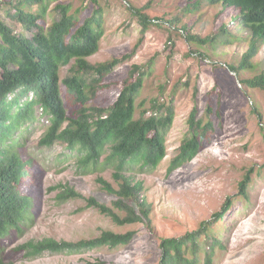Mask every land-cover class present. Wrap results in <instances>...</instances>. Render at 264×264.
I'll return each instance as SVG.
<instances>
[{"label": "rangeland", "instance_id": "374dc122", "mask_svg": "<svg viewBox=\"0 0 264 264\" xmlns=\"http://www.w3.org/2000/svg\"><path fill=\"white\" fill-rule=\"evenodd\" d=\"M98 1L106 10L105 35L99 51L88 61L99 65L126 60L97 87L93 106L111 107L123 87L133 81L135 67H141L147 77L137 100L136 118L142 111H150L154 100L165 106L160 114L164 115L168 107L174 112L166 138V158L156 168L126 173L142 182L141 198L152 208V223L120 226L92 207L90 199L125 217L115 207L118 197L109 193L103 183L119 190L120 184L114 178L116 170L100 166L85 172L71 160L57 161L65 146H54L51 151L40 149L38 144L49 122L46 117L40 118L43 112L39 110L36 121L21 136L25 138V157L34 162L18 190L32 199L33 209L22 232L13 231L0 238V264H160L163 239L198 231L203 223L222 212L229 198L230 210L211 230L223 244V248H215L214 264H264V91L240 83L264 73V45L252 60L254 69L238 77L229 68L240 65L255 28L246 23L240 26L235 10L203 0ZM195 3L198 5L192 9ZM60 4L71 5V13L91 14L94 7L89 0H54L46 17L49 26L60 20L56 9ZM129 5L141 9L153 22L146 33L139 19L129 12ZM183 29L200 39H218L213 45L201 46L190 42ZM74 65L72 60L61 69L62 80L72 74ZM63 96L69 115L78 114L81 104L76 95L63 89ZM210 100L220 114L213 115V127L200 131L198 155L170 170L190 135L192 112L197 110L198 119H202ZM247 176L251 184L248 198H244L240 187ZM66 190H74L80 198L63 199ZM107 232H134L135 237L129 245L114 250L104 247L28 257L22 249L30 241L51 238L75 244L99 239ZM204 240L203 251L209 250ZM201 261L203 264L204 252Z\"/></svg>", "mask_w": 264, "mask_h": 264}, {"label": "trees", "instance_id": "16d2710c", "mask_svg": "<svg viewBox=\"0 0 264 264\" xmlns=\"http://www.w3.org/2000/svg\"><path fill=\"white\" fill-rule=\"evenodd\" d=\"M53 1L10 0L3 3L0 0V238L13 231L22 232L23 224L33 209L32 199L18 190L34 162L25 157V138L21 136L36 121L39 110L43 112L40 118L46 117L49 122L39 141L40 149L51 151L54 146H65V152L58 155L57 161L71 160L85 172L100 166L116 170L114 178L120 184L119 190L103 183L109 193L118 197L115 207L124 212L125 217L121 218L94 199L89 200L90 205L120 226L145 221L151 225L152 208L141 198L142 182H136L135 177L126 173L156 168L166 158V138L174 120L173 109L168 107L164 115L160 114L165 106L154 100L150 111L146 109L136 118L137 100L147 77L146 70L141 67H135L131 76L133 81L123 87L111 107L93 106L97 87L126 58L99 65L88 61L99 51L105 35L106 10L98 0H89L94 5L91 14L82 11L71 13V5H57L60 20L49 26L46 17ZM203 1L235 10L238 13L235 20L240 26L245 27L246 23L248 27L255 28L250 37V48L240 65L229 67L238 77L243 71L254 69L252 60L264 45V0ZM197 5L195 3L192 9ZM128 9L139 19L142 32L146 33L153 22L141 9L132 5ZM183 33L190 42L201 46L213 45L218 39L217 36L200 39L187 33L186 29ZM72 60H75L72 74L62 80L60 71ZM240 83L249 89L264 91V73L240 80ZM63 89L76 95L81 104L78 114L69 115ZM214 114L219 115L220 112L211 100L202 119H198L197 110L192 112L190 135L172 161L170 170L183 166L198 155L200 131L207 126L213 127ZM103 157L105 161L101 162ZM249 177L240 187L244 198H248ZM64 194L63 199L80 198L74 190H66ZM231 206L229 198L222 212L216 213L212 221L203 223L198 231L181 238L163 239L160 264H201L203 252V264H214L215 248H223V244L211 230L214 224L223 220ZM134 237V232L126 235L107 232L99 239L75 244L47 238L30 241L22 249L28 257L46 252L78 253L104 247L114 250L129 245ZM203 238L209 250L203 251Z\"/></svg>", "mask_w": 264, "mask_h": 264}, {"label": "water", "instance_id": "95a60500", "mask_svg": "<svg viewBox=\"0 0 264 264\" xmlns=\"http://www.w3.org/2000/svg\"><path fill=\"white\" fill-rule=\"evenodd\" d=\"M234 75H236V73H234Z\"/></svg>", "mask_w": 264, "mask_h": 264}]
</instances>
